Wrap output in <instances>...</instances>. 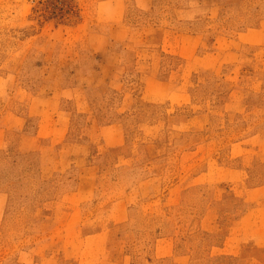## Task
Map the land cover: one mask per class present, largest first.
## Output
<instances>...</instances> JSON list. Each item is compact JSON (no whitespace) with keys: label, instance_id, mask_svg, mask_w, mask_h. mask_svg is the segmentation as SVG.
I'll use <instances>...</instances> for the list:
<instances>
[{"label":"rangeland","instance_id":"374dc122","mask_svg":"<svg viewBox=\"0 0 264 264\" xmlns=\"http://www.w3.org/2000/svg\"><path fill=\"white\" fill-rule=\"evenodd\" d=\"M0 264H264V0H0Z\"/></svg>","mask_w":264,"mask_h":264}]
</instances>
